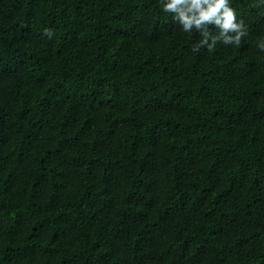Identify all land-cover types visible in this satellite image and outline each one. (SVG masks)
<instances>
[{
  "label": "trees",
  "instance_id": "trees-1",
  "mask_svg": "<svg viewBox=\"0 0 264 264\" xmlns=\"http://www.w3.org/2000/svg\"><path fill=\"white\" fill-rule=\"evenodd\" d=\"M230 6L193 51L160 0H0V264H264V0Z\"/></svg>",
  "mask_w": 264,
  "mask_h": 264
},
{
  "label": "clouds",
  "instance_id": "clouds-1",
  "mask_svg": "<svg viewBox=\"0 0 264 264\" xmlns=\"http://www.w3.org/2000/svg\"><path fill=\"white\" fill-rule=\"evenodd\" d=\"M160 3L164 12L173 14L184 32L195 29L200 33L202 38L193 51H199L201 47L212 51L217 42L239 46L241 39L247 35L243 21L236 22L235 9L230 6V0H160ZM209 25L214 26L218 33L214 35ZM44 33L51 38V30L45 29ZM258 47L264 51V41Z\"/></svg>",
  "mask_w": 264,
  "mask_h": 264
}]
</instances>
